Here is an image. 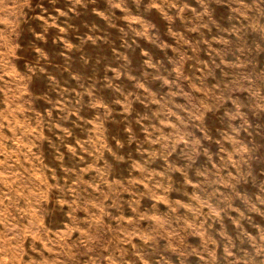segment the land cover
<instances>
[{"label":"rangeland","instance_id":"1","mask_svg":"<svg viewBox=\"0 0 264 264\" xmlns=\"http://www.w3.org/2000/svg\"><path fill=\"white\" fill-rule=\"evenodd\" d=\"M0 264H264V0H0Z\"/></svg>","mask_w":264,"mask_h":264}]
</instances>
